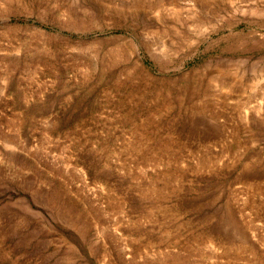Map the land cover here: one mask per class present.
<instances>
[{
	"label": "rangeland",
	"instance_id": "374dc122",
	"mask_svg": "<svg viewBox=\"0 0 264 264\" xmlns=\"http://www.w3.org/2000/svg\"><path fill=\"white\" fill-rule=\"evenodd\" d=\"M0 264H264V0H0Z\"/></svg>",
	"mask_w": 264,
	"mask_h": 264
},
{
	"label": "bare ground",
	"instance_id": "6f19581e",
	"mask_svg": "<svg viewBox=\"0 0 264 264\" xmlns=\"http://www.w3.org/2000/svg\"><path fill=\"white\" fill-rule=\"evenodd\" d=\"M201 23H202V22H201ZM236 23H237V22H236ZM193 24H194V23H193ZM195 24L197 25V23H195ZM238 24H239V23H238ZM200 25H201V24H200ZM200 25H199V26H200ZM236 25H237V24H236ZM232 26H233V25H232ZM237 26H238V25H237ZM227 27H228V26H227ZM227 27H226V28H227ZM216 29H217V28H216ZM222 29H223V28H222ZM228 29H229V28H228ZM243 29H244V28H243ZM253 29H254V28H253ZM213 30H214V29H213ZM241 30H242V28H241ZM250 30H251V29H250ZM211 32H212V31H211ZM240 32H241V31H240ZM240 32H239V33H240ZM231 33H232V32H231ZM234 33L236 34V32H234ZM234 33H233V34H234ZM242 33H243V32H242ZM250 35H251V34H250ZM244 37L246 38V36H244ZM250 37H251V36H250Z\"/></svg>",
	"mask_w": 264,
	"mask_h": 264
}]
</instances>
